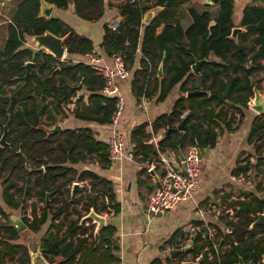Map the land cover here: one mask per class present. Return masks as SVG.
<instances>
[{
    "label": "trees",
    "instance_id": "obj_1",
    "mask_svg": "<svg viewBox=\"0 0 264 264\" xmlns=\"http://www.w3.org/2000/svg\"><path fill=\"white\" fill-rule=\"evenodd\" d=\"M43 1L63 11L73 5L75 15L88 23L103 18L107 3ZM202 1L125 0L117 5L119 29L104 27L101 52L125 63L137 103L153 97V81L161 86L160 101L180 87L181 96L172 113L153 122L152 134L147 133L148 123L132 133L138 163H150L160 152L184 156L190 148H214L222 125L232 129L237 115L243 114L239 107L248 110L255 91L264 92V0H251L242 10L239 26L235 23V0H219L214 5ZM157 8L162 11L145 24V16ZM40 9L41 0L19 3L0 51V132L5 126L9 128L7 146H0V264H31L29 247L22 238L27 233L38 236L42 232L41 251L50 264H117V228L108 224L97 232L93 220L83 221L92 211L100 216L120 212L114 186L102 174L112 165L108 143L98 140L90 128L68 126L51 136L44 130L55 126L60 113L79 122L110 126L117 99L102 94L106 86L103 76L83 63L71 61L91 54L94 43L60 18H42ZM237 27L245 31L234 39ZM47 33L65 38L71 67L45 52L33 59L35 50L27 45L32 38ZM164 59L165 76L160 79L158 71ZM138 61L140 69L136 67ZM198 61L206 62L194 74L192 67ZM29 62H34V67L25 84ZM250 67L252 75L248 76L246 70ZM79 91L88 96L86 102L84 97L78 98ZM195 91L205 94L187 98ZM77 98L74 110H68ZM186 111L189 116L182 121ZM184 121L183 131L167 135L168 130ZM162 131L164 140L158 146L152 139ZM249 143L255 145L258 163L253 166L248 161L235 174L247 176L254 167L257 175L263 176L264 115L256 116ZM87 161L100 168H82ZM76 184L80 187L74 189ZM257 191L264 194V184L259 183ZM25 198L32 201L29 216L25 213ZM228 210L233 213L222 218L224 225L214 229L212 239L210 226L195 224L199 231L192 238V249L174 256L176 264H185L187 256L194 264H264V226L252 229L264 213V196L247 195L232 202ZM11 211H24L25 232L17 231ZM152 264L171 261L157 259Z\"/></svg>",
    "mask_w": 264,
    "mask_h": 264
},
{
    "label": "crops",
    "instance_id": "obj_2",
    "mask_svg": "<svg viewBox=\"0 0 264 264\" xmlns=\"http://www.w3.org/2000/svg\"><path fill=\"white\" fill-rule=\"evenodd\" d=\"M21 1L6 0L4 4H1L0 0V51L4 49L9 36L10 18ZM106 1L104 16L96 23H88L79 19L73 11V5L64 11L54 7L51 17L62 19L79 35L91 40L94 43L92 54L100 56L103 65L113 68L117 58L105 57L100 46L103 42L104 27L121 21V16L117 9L119 4ZM202 2L208 4L206 0ZM235 2V23L239 26L242 10L251 3V0H235ZM151 11L155 17L162 9L157 8ZM236 29L245 31L243 28L237 27ZM62 39L65 40V38ZM29 47L35 50V47ZM84 58L85 56L76 57L71 61L78 63ZM66 59L69 60L67 57ZM136 67L140 69L139 61ZM164 76L158 78L162 79ZM156 84V81H153L152 91L156 89L153 97L151 99L142 98L137 103L131 88L132 77L130 76L129 81L119 82L125 101V111L117 130L125 137V146L132 153L135 148L132 143L134 130L140 125L148 123L147 133L152 134L153 122L163 114H171L177 99L181 96L180 87H176L164 101H160L161 86ZM80 97H84L85 102L87 101L88 96L84 92L82 96H79L78 93V98ZM78 98L73 101V104L67 106L68 110H74ZM252 102L254 99L249 103L248 110L239 107L243 114L237 115V122L232 129L227 130L222 125L214 148L201 151L199 189L193 200L182 204L175 210L157 216L148 213L149 195L154 191L155 181L162 173L161 169L156 167L155 160L146 164L138 163L136 160L114 163L107 170L102 171L103 177L113 184L120 203L119 214L103 215L106 219V225L112 224L117 228L114 236L119 248L115 253L119 260L117 264H152L157 259H161L164 263L169 260L171 264H176L177 261L174 256L179 254L181 250L188 253L189 251L186 252L187 248L192 246V239L190 235L184 232V226L188 224L210 226L212 229L209 238L212 239L214 229L224 225L222 218L233 213L228 210L232 202L243 200L245 196L250 194L263 198L264 194L259 193L257 187L259 183L264 184V175L258 176L254 167L247 176L235 174V171L248 161L256 166L259 160L255 145L249 143L254 120L256 116H261L250 109ZM59 116L61 113L56 118ZM70 123H72V127L90 128L98 140L107 142L112 135L113 128L111 126L79 122L73 117L70 118ZM67 125L64 124L63 127L61 124L63 131ZM162 138L163 131L154 135L152 142H159ZM160 154L165 156L175 168H183L181 164L182 154L173 151L160 152ZM81 167L90 170L100 168L97 163H90L85 166L83 164ZM226 232L229 233L230 231L227 230ZM44 234L45 232L38 236L31 235L39 241ZM172 240H174L173 243H171ZM262 260L264 262V256ZM254 262L257 263V259ZM187 263H193L190 256H187L185 264Z\"/></svg>",
    "mask_w": 264,
    "mask_h": 264
},
{
    "label": "built area",
    "instance_id": "obj_3",
    "mask_svg": "<svg viewBox=\"0 0 264 264\" xmlns=\"http://www.w3.org/2000/svg\"><path fill=\"white\" fill-rule=\"evenodd\" d=\"M120 27V21L110 24L113 31ZM66 57L63 59L65 62ZM77 63V62H75ZM78 63H83L98 72L106 80V86L102 94L110 99H117L116 112L112 118V135L107 143L110 148L111 164L134 161V154L125 146V137L119 133L117 127L121 122L125 111V101L122 96L119 82L129 81L130 72L127 70L123 61L116 59L113 68L103 65V60L95 54H88ZM189 111L182 114L181 120L189 116ZM182 169L175 168L171 162L163 155H159L155 160L156 167L161 169L159 178L155 181L156 187L148 198V213L152 216L164 214L168 211L175 210L182 204L193 200L199 189L200 178V150L190 148L186 155L183 156ZM205 218V215H203ZM199 231V228L193 224L184 226V232L190 235L191 239ZM211 232V231H210ZM230 233V232H229Z\"/></svg>",
    "mask_w": 264,
    "mask_h": 264
},
{
    "label": "water",
    "instance_id": "obj_4",
    "mask_svg": "<svg viewBox=\"0 0 264 264\" xmlns=\"http://www.w3.org/2000/svg\"><path fill=\"white\" fill-rule=\"evenodd\" d=\"M208 2L209 5H214L215 3H217L219 0H206ZM6 2V0H1V4H4ZM54 5H50L46 2H44L43 0H41V9H40V16L42 18L45 19H50L53 9H54ZM152 18H154V14L153 12H149L144 19V23L145 24H149L152 20ZM244 31L242 30H238V29H234L233 30V36L232 38L236 39L239 34L243 33ZM32 42V46L33 48L35 47V56L33 59L36 58V56L40 53V52H45L48 55L53 56L57 61L59 62H63V59L66 57L67 55V50L64 46V40L62 38H59L51 33H47L44 36H37L32 38L31 40ZM166 59L163 60V63L161 64L159 71H158V76L159 77H163L164 76V63H165ZM206 61H198L195 63V65L192 67V70L194 73H198L200 67L202 66L203 63H205ZM216 63V62H215ZM72 65H69V67H71ZM34 67V62H29L26 64L25 68H26V76L24 77V81L25 84L28 83L29 77L32 73ZM252 70L253 67L247 68V73L248 76L252 75ZM57 71H60V69H58ZM81 89V88H80ZM205 94V92L203 91H195V92H190L188 93L187 97H193V96H197V95H203ZM250 109L253 110L254 112H256L259 115H264V97L261 95L260 91H255V97H254V102H252L250 104ZM39 115H42V111L41 109H39ZM185 121L182 122V124L175 128V129H170L167 132V135H170L172 133L175 132H181L184 130L185 127ZM45 132L51 136L53 134H58L61 133L63 131L62 127L60 124H56L54 127L52 128H44ZM8 131L9 128L8 126H5L4 128V132L0 141V146L2 148H4L5 146H7V135H8ZM164 140V138H162L159 142H158V146L160 145V143ZM183 156H182V160H183ZM200 159H202V152L200 151ZM26 161V167L27 169H30V165L28 163L27 160ZM78 187H80L78 184H76L74 186V189H77ZM47 205H49V200H47ZM93 220L94 223L97 225V232L100 231L101 229H103L106 226V219L103 216H100L98 214H96L95 212H91V214L89 216H87L86 218H84L83 221L85 220ZM11 220L15 226V228L17 229V231L19 233H23L26 231L27 226L22 222V220L16 216H11ZM258 226H264V213L260 214L257 218V221L253 224L252 229ZM29 247V253H30V258H31V264H50L43 256L42 251H41V245L40 242L38 240H35L34 238H32L31 241V245L28 246ZM192 248H187L186 252L190 251ZM187 264H194V263H187ZM243 264V263H241Z\"/></svg>",
    "mask_w": 264,
    "mask_h": 264
},
{
    "label": "rangeland",
    "instance_id": "obj_5",
    "mask_svg": "<svg viewBox=\"0 0 264 264\" xmlns=\"http://www.w3.org/2000/svg\"><path fill=\"white\" fill-rule=\"evenodd\" d=\"M125 0H108V2H115L116 4H121V3H123ZM237 1V0H236ZM240 1V0H239ZM29 46H32V42L29 44ZM66 57L68 58V55H66ZM64 63H66V64H69V65H71L70 63V60H65V62ZM74 63V62H73ZM264 63V62H263ZM83 95V91H80L79 92V96H82ZM261 95L264 97V94L263 93H261ZM70 118L71 117H69V118H65V115H64V113H61V116H59L58 118H57V123L56 124H62L63 125V127H64V124H68L66 127H68V126H72V123H70L69 124V120H70ZM62 127V126H61ZM62 127V128H63ZM0 141H1V138H2V135H3V133H1L0 132ZM91 162H89V161H87L85 164H84V166L86 165V164H90ZM0 188H1V181H0ZM1 190H2V188H1ZM25 201H26V203H27V205H26V215H30V206H31V203H32V201L31 200H27L26 198H25ZM12 212V216H16V217H18V218H20L21 220H22V218H24V216H25V213H24V211H11ZM32 238H34L31 234H29V233H27L25 236H23V238H22V242L23 243H25L26 245H28V246H30L31 245V241H32ZM35 240H37L36 238H34Z\"/></svg>",
    "mask_w": 264,
    "mask_h": 264
}]
</instances>
